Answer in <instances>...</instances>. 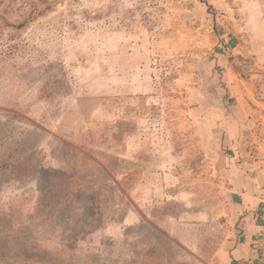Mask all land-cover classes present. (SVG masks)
Segmentation results:
<instances>
[{"label":"rangeland","instance_id":"rangeland-1","mask_svg":"<svg viewBox=\"0 0 264 264\" xmlns=\"http://www.w3.org/2000/svg\"><path fill=\"white\" fill-rule=\"evenodd\" d=\"M250 156L264 0H0V264H217Z\"/></svg>","mask_w":264,"mask_h":264},{"label":"crops","instance_id":"crops-1","mask_svg":"<svg viewBox=\"0 0 264 264\" xmlns=\"http://www.w3.org/2000/svg\"><path fill=\"white\" fill-rule=\"evenodd\" d=\"M245 162L246 166L234 163L229 170L233 207L240 212L242 236L222 243L215 254L217 264H244L258 255L259 245H264V160L250 156Z\"/></svg>","mask_w":264,"mask_h":264},{"label":"built area","instance_id":"built-area-1","mask_svg":"<svg viewBox=\"0 0 264 264\" xmlns=\"http://www.w3.org/2000/svg\"><path fill=\"white\" fill-rule=\"evenodd\" d=\"M247 264H264V257L261 259L248 260Z\"/></svg>","mask_w":264,"mask_h":264},{"label":"trees","instance_id":"trees-1","mask_svg":"<svg viewBox=\"0 0 264 264\" xmlns=\"http://www.w3.org/2000/svg\"><path fill=\"white\" fill-rule=\"evenodd\" d=\"M234 43H235V41L233 40V38H231V39H230V41H228V43H227V44H229L230 46H232V47H233V46H235V44H234Z\"/></svg>","mask_w":264,"mask_h":264}]
</instances>
